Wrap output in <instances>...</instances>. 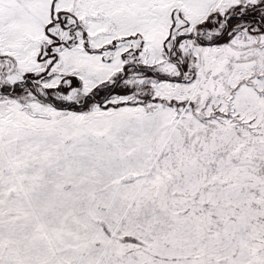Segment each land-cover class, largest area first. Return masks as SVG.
I'll list each match as a JSON object with an SVG mask.
<instances>
[{"label":"snow or ice","instance_id":"1","mask_svg":"<svg viewBox=\"0 0 264 264\" xmlns=\"http://www.w3.org/2000/svg\"><path fill=\"white\" fill-rule=\"evenodd\" d=\"M0 264H264V0H0Z\"/></svg>","mask_w":264,"mask_h":264}]
</instances>
